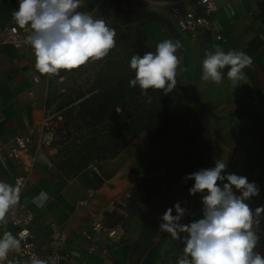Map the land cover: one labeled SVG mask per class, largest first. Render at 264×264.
I'll use <instances>...</instances> for the list:
<instances>
[{
    "label": "crops",
    "instance_id": "1",
    "mask_svg": "<svg viewBox=\"0 0 264 264\" xmlns=\"http://www.w3.org/2000/svg\"><path fill=\"white\" fill-rule=\"evenodd\" d=\"M214 1L217 10L213 20L222 40H212L207 34L191 36L179 31L169 20L166 5L161 4H153L149 9L162 14L171 27L149 26V36L156 45L165 39L181 42L176 55L182 58V63L177 68V84L168 102L170 114L178 118L184 109L192 107L189 94L194 93L209 116L212 140L209 169L215 167L217 160H224L226 168L222 175L245 176L249 182L264 176V92L261 91L264 87V0ZM16 7V1L0 3V15L7 13L0 21V29L14 23L12 13ZM213 45L220 46L225 53L243 51L252 58V64L244 69L247 83L238 82L232 88L227 66L221 70L222 84L201 79L203 60L216 51ZM34 64L28 45L20 49L11 45L0 47V181L11 185L18 171L16 164L5 155L9 142L18 131L32 127L31 149L37 158L23 200L34 214L32 230L40 252L48 256L55 254L57 264H178L189 233L178 231L179 238L172 239L171 234L160 230L164 223L162 216L169 208L173 216L177 215L175 205L179 203L184 215L178 223L190 226L198 222L204 218L203 196L207 192L193 195L181 183H170L142 209L146 220L128 216V213L124 217L110 205V201L119 200L125 208L129 191L136 183L162 179L169 162L171 134L144 131L114 158L97 161L100 175L83 169L74 177H66L47 154L40 151L38 122L47 88L46 75L39 74ZM33 75L40 78L39 82L32 83ZM30 89L31 95L28 94ZM156 106L161 112L159 92ZM225 183H228L226 178L218 181V186L223 190ZM87 187L95 190L94 197L86 206H76ZM41 191L46 192L48 198L33 203V198L39 197ZM233 192L241 194L234 186ZM256 202L257 195L245 201L254 216ZM96 219L114 227L118 239L114 241L101 234L97 248L90 251L80 231L89 228ZM149 224L154 228L151 234L147 233ZM54 226L59 229V236L54 234ZM5 232L16 238L14 228H3L0 222V235ZM15 251V248L10 249L5 260L9 264H24L21 258L17 262L12 260ZM253 251L264 258V239L258 240Z\"/></svg>",
    "mask_w": 264,
    "mask_h": 264
},
{
    "label": "clouds",
    "instance_id": "2",
    "mask_svg": "<svg viewBox=\"0 0 264 264\" xmlns=\"http://www.w3.org/2000/svg\"><path fill=\"white\" fill-rule=\"evenodd\" d=\"M207 3V0H202ZM19 7L12 13L15 24L20 29L30 28L31 34L25 37L35 58L34 67L41 75L58 76L61 70L71 71L86 65L89 61L105 58L116 47V31L102 19H94L90 13L76 11L82 0H18ZM15 31V29H14ZM181 42L173 43L165 39L156 45L155 52H146L143 56L133 55L129 61L135 78L129 80V87L138 85L142 95L146 90L164 89L171 92L177 84V68L182 58L176 55ZM214 54H207L203 60L204 82L216 85L223 83L222 69L228 67L227 78L232 88L238 82L247 83L244 69L252 64V58L243 51L230 50L225 53L218 45ZM186 71V69H182ZM150 99V98H149ZM226 168L224 160H217L212 169L192 173L194 179L191 194L207 192L203 196L204 218L190 226L180 225L178 221L184 215L177 203L172 215L169 208L162 220L160 230L178 239L179 232L189 233L183 258L178 264H264V258L253 250L258 237L253 225H259L258 217L264 213V207H257L255 216L245 201L258 195L255 183H249L245 176L235 174L222 175ZM227 179L223 190L218 181ZM240 190V195L233 192ZM21 188L0 181V221H3L10 208L20 201ZM48 195L41 191L37 200H46ZM37 207H43L37 204ZM23 235V233L21 234ZM20 241L5 232L0 239V261H3L10 249H19ZM32 264H45L42 260H33Z\"/></svg>",
    "mask_w": 264,
    "mask_h": 264
},
{
    "label": "trees",
    "instance_id": "3",
    "mask_svg": "<svg viewBox=\"0 0 264 264\" xmlns=\"http://www.w3.org/2000/svg\"><path fill=\"white\" fill-rule=\"evenodd\" d=\"M96 2L98 6L106 2L111 27L118 31L116 47L112 49L116 60L89 61L78 69L63 70L58 75H66L63 78L68 80V87L62 92L47 94L44 102L45 111L52 108L51 114L58 112L52 118L53 136L58 138L52 144L61 153L55 165L66 177H74L92 161L114 158L144 131L170 133L169 162L162 179H144L136 183L125 202L128 216L146 220L142 209L168 184L179 182L190 191L195 181L187 177L209 169L212 153L209 116L194 93L189 94L192 107L173 118L168 109L171 92L158 89L161 95L159 112L157 89L149 88L147 95H142L138 85L129 87V80L135 78V71L129 67L130 58L155 52L156 44L150 39L148 28L171 27L166 18L150 10L144 0ZM152 230L149 224L147 233L151 234Z\"/></svg>",
    "mask_w": 264,
    "mask_h": 264
},
{
    "label": "built area",
    "instance_id": "4",
    "mask_svg": "<svg viewBox=\"0 0 264 264\" xmlns=\"http://www.w3.org/2000/svg\"><path fill=\"white\" fill-rule=\"evenodd\" d=\"M12 1L17 2L16 10L19 7L18 0H0L6 4ZM148 7L153 4L166 5L167 16L169 20L173 22L176 28L191 36L199 34H207L212 40H222L223 37L220 33V29L214 23L213 14L217 10V5L214 0H207V3H203L202 0H164L153 1L144 0ZM15 29V31H14ZM31 34L30 28L20 29L15 22L9 23L0 29V47L4 45H11L16 49H20L26 44L24 43L25 37ZM29 46V45H28ZM29 50L33 53L31 47ZM45 85L48 87V76H45ZM40 78L37 75L32 76V83L39 82ZM264 92V87L261 88ZM28 94H32V90L28 91ZM35 105V101L32 103ZM45 108L42 110V115L39 118L41 128L47 125L45 118ZM53 138L52 131L46 133V135L39 139L41 145L49 144ZM34 134L33 128L27 127L24 130L18 131L11 139L8 147L5 151L7 158L12 160L17 168V174L13 177L11 185L13 187L19 185L21 188L20 201L17 205L10 208L9 212L5 215L3 221H0L3 228L12 227L15 230L16 239L20 241L19 249H16L12 256V260L17 262L20 258L24 260V264H32L33 260H42L45 264H57L56 255L51 256L44 255L38 249V245L34 239V233L32 230V222L34 214L28 207L27 203L23 200V193L28 184L30 174L36 163L37 155L32 151L31 146L33 144ZM85 170H89L97 175H100V171L96 165V162H90ZM249 183H255L258 189L257 207H264V176L260 178H253ZM95 190L92 187L85 189L84 195L76 202V206H86L88 202L94 197ZM110 205L117 210L124 217L127 216V212L121 201H110ZM259 225H253V232L259 238L264 239V213L258 217ZM54 234L59 236V229L57 226L53 228ZM23 233V235H21ZM81 236L87 243V249L92 251L98 246V240L101 234H105L112 240H117V233L114 227L106 226L101 220H94L89 228H84L80 231ZM4 237V234L0 235V239ZM0 264H9L7 260L0 261Z\"/></svg>",
    "mask_w": 264,
    "mask_h": 264
},
{
    "label": "rangeland",
    "instance_id": "5",
    "mask_svg": "<svg viewBox=\"0 0 264 264\" xmlns=\"http://www.w3.org/2000/svg\"><path fill=\"white\" fill-rule=\"evenodd\" d=\"M153 1H160V0H153ZM79 12H87L90 13L94 19H102L106 22V24L111 27V18H110V12L109 9L107 7L106 2H104L101 6H98L96 0H82L81 6L76 10ZM7 13H3L0 15V21L1 19H3L4 17H6ZM113 29V28H112ZM114 30L116 31V29L114 28ZM116 33L118 34V31H116ZM117 35L115 37L116 43H117ZM125 49V48H124ZM114 55V51L111 50L109 52V54L103 59L105 62H109L111 60H116V56ZM125 59V57H124ZM122 58V60H124ZM63 70L60 71L59 74H61ZM106 74H108V71L106 72ZM64 76H49V89L47 91V94L50 93H54V92H62L64 91L67 87H68V80H64ZM156 95L158 94V89L156 90ZM46 94V96H47ZM46 99V98H45ZM52 108L48 109L47 111H45V118H46V122L47 125L44 126L43 128H41V133L39 138H42L46 135L47 132L52 131L53 133V125L54 122L52 120V118L54 117V115L56 113L51 114ZM61 118L60 116H57V121H60ZM58 138L54 137L52 138V140L49 142V144H44L42 145L40 151L41 152H45L47 154V156L50 158V161L55 165V162L58 161V158L61 157V153L60 151L57 150V148H55V146L52 144L54 140H57ZM93 162V161H92ZM56 166V165H55Z\"/></svg>",
    "mask_w": 264,
    "mask_h": 264
}]
</instances>
